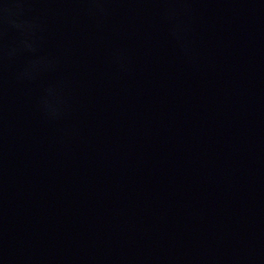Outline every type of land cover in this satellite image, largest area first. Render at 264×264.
<instances>
[{
  "label": "water",
  "instance_id": "95a60500",
  "mask_svg": "<svg viewBox=\"0 0 264 264\" xmlns=\"http://www.w3.org/2000/svg\"><path fill=\"white\" fill-rule=\"evenodd\" d=\"M0 264H264V0H0Z\"/></svg>",
  "mask_w": 264,
  "mask_h": 264
}]
</instances>
